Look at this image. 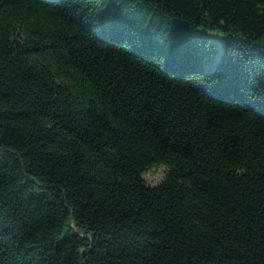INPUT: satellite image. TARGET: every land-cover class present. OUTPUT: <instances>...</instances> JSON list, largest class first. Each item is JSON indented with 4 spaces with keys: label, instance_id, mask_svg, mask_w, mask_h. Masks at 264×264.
<instances>
[{
    "label": "trees",
    "instance_id": "16d2710c",
    "mask_svg": "<svg viewBox=\"0 0 264 264\" xmlns=\"http://www.w3.org/2000/svg\"><path fill=\"white\" fill-rule=\"evenodd\" d=\"M0 264H264V0H0Z\"/></svg>",
    "mask_w": 264,
    "mask_h": 264
},
{
    "label": "rangeland",
    "instance_id": "374dc122",
    "mask_svg": "<svg viewBox=\"0 0 264 264\" xmlns=\"http://www.w3.org/2000/svg\"><path fill=\"white\" fill-rule=\"evenodd\" d=\"M209 34L210 38L214 41V42H217L219 43V45L221 46H224L225 45V40L220 38L218 33H215V32H207V31H202L200 32L199 34ZM165 166L163 165H158V166H155L153 169L145 172V178L146 180L148 181V183L150 185H157L158 183L161 182L162 178L164 177L165 175Z\"/></svg>",
    "mask_w": 264,
    "mask_h": 264
}]
</instances>
